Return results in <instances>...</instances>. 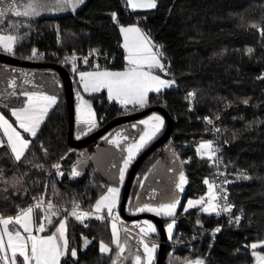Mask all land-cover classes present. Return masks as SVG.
<instances>
[{
	"label": "trees",
	"instance_id": "16d2710c",
	"mask_svg": "<svg viewBox=\"0 0 264 264\" xmlns=\"http://www.w3.org/2000/svg\"><path fill=\"white\" fill-rule=\"evenodd\" d=\"M16 1L0 0V7L10 8L0 17V29L17 35L13 51L0 47V52L30 60L34 48L46 49L50 53L48 58L36 61L65 64L74 79L76 103L82 100L98 122L94 130L144 106H164L173 116L174 129L167 143L173 144L184 162L186 185L175 215L162 216L165 225L176 221L163 264H184L197 257L203 264H255V250L264 256V247H251L255 242L264 241V32L261 31L264 29V0H156L157 6L153 9L131 12L122 7V0H83L74 8L75 0L67 4L36 0L39 5L36 14L29 16L15 15ZM139 17H147V22L139 23ZM131 22L142 25L151 39L161 44L164 58L172 63L174 80L183 91L174 86L158 95L151 94L143 108L133 105L130 111H125L123 105L111 101L105 92L84 94L77 70L96 65L122 67L121 27ZM100 49L106 56L104 60L100 58L98 64L79 61V65H75L65 63L62 56L57 60L50 58L56 52L82 54ZM48 69L53 70L55 79L62 84L61 74L55 68ZM61 88L56 104L36 136L27 134L30 144L20 160L15 159L8 143L0 145V212L3 215L17 213L38 196L46 203L57 205L42 206L52 213L56 224L64 216L67 218L69 246L60 264H114V261L115 264H136L135 256L142 258V255L126 238H123L126 249L117 258L110 218L77 220L71 215L77 204L92 210L107 191L109 184L93 163L81 177L74 176L73 171L79 159L94 151L96 144L118 126L87 146H71L63 84ZM188 92L197 94L201 115L223 118L224 156L229 163L228 175L233 180L231 198L236 204V213L243 217L240 225L219 221L214 213L204 212L200 205L185 211L189 199L205 195L207 180L212 176L208 161L201 159L191 145L192 137L208 139L210 133L183 104L184 93ZM24 104L25 96L20 93L7 105L0 106V110L13 120L12 108ZM166 126L144 149L163 134ZM164 143L138 167L127 201L129 213L135 207L145 175L155 162L153 156L159 155L160 148L167 144ZM122 196L123 191L121 200ZM41 214L39 210L38 220ZM220 226L222 230L216 231ZM157 236L160 237V232ZM85 239L90 240L86 248ZM101 241L111 246L110 254L100 251ZM73 249L77 251L76 258L70 254Z\"/></svg>",
	"mask_w": 264,
	"mask_h": 264
},
{
	"label": "snow or ice",
	"instance_id": "6c2138e0",
	"mask_svg": "<svg viewBox=\"0 0 264 264\" xmlns=\"http://www.w3.org/2000/svg\"><path fill=\"white\" fill-rule=\"evenodd\" d=\"M70 0H57V3H69ZM83 0H75V3L72 4L74 8L77 3H82ZM133 8L137 7H145V8H155L156 0H130ZM38 3L36 0H33V3L27 4L26 10L21 13L20 11H15L16 16H29L36 14V8L38 7ZM10 10V8L0 7V17L6 15V13ZM122 32L125 33V37L127 39L128 33L139 34L140 29L136 27L130 28H122ZM264 32V29H261ZM17 37L15 36H0V45L3 46V49L7 52L13 51V44L16 41ZM140 45L143 48V51L147 53L145 56H134L133 49L129 48V62L133 65H137L136 68H132L126 72H98V73H81V80L84 82L85 91H100L102 88L108 89L109 99L119 100L122 105L128 104H139L143 106L146 103V97L149 91L159 92L161 88L172 86L173 82H169L161 79L159 76L152 75L149 71H140L138 68L141 65H147L149 69L152 67H157L160 69L164 68V65L160 62L159 56L152 51V47H150V41L147 38H143L140 41ZM125 47H129L126 43ZM139 50V49H138ZM249 52L252 49L248 50ZM35 55V52L33 53ZM162 55V53L160 54ZM71 59L75 60V57ZM85 62L87 60L85 59ZM74 66V65H73ZM91 78L90 82L85 80V77ZM27 97V103L24 107L19 109H13L12 115L16 117V120L19 121V128L23 129L25 132L30 133L32 137H35L37 134V129L42 123L44 117L47 114L48 109L55 105L57 102V98L55 96H48L44 94L33 93L29 95L28 93H24ZM194 95V94H190ZM247 103V101H245ZM94 114L89 111L88 112V120L83 121L88 125V130L91 131L93 127L96 126V122L93 118ZM155 121V123H152ZM141 124L147 125V130L144 131L143 135L140 136V140L138 143H132L128 146V159L124 161V167L127 168L129 162L133 158L134 152L138 151L141 147L147 143L159 130L161 125L163 124V120L159 116H151L148 120L140 121ZM211 123V121H209ZM0 125L3 126L4 131L7 135L8 142L11 144L12 152L15 153V159L20 160L24 154V150L29 146L30 141L24 139L19 131H17L11 123L4 117L3 114H0ZM133 128L136 125L132 126ZM126 139V138H125ZM113 144H119V141L113 139L110 141ZM211 142L206 144H201V149H211ZM55 167H59L56 165ZM80 173L73 171L74 176H78ZM121 179H123V172H121ZM185 182V178L183 174L180 175V184L177 185L181 190L182 185ZM211 189V185L209 186ZM119 189L118 188H109L107 189V194L101 196L96 204H95V212L99 213L102 210H106L108 215L112 214V211L117 203ZM215 199L213 196L208 201V206L203 207L204 212H215L216 206L212 204L211 200ZM179 201H173L169 203H162L158 207H152L148 204H145L143 207L137 209V211L144 212H154L157 215L164 216H174L176 212V208ZM197 204L203 205V198L197 201H188V208H192ZM41 207L40 203L35 205L36 209ZM49 208L52 207L51 204L48 205ZM79 205H75L71 215L77 220H83L84 217L90 215L89 212H79ZM187 209H185L186 211ZM224 211H230V208H224ZM34 208L29 207L27 209H21L20 214L16 217L4 218L0 216V223L3 224V229L0 230V261L3 264H17V256L20 257L19 264H59L60 257L65 255L67 252V239L65 238L66 225L62 221L59 224V228L57 232L61 238H63V245H60L57 242L56 235H51L47 237H37L32 235V214ZM103 219L104 217H99ZM239 219V218H237ZM15 224L19 225L23 232L27 235H22L19 229L14 231H9V225ZM145 226L139 229L142 234L141 239L143 240V236L148 233H154L156 228L150 222L145 221ZM174 227V222L168 224L167 230L169 234H171L172 229ZM38 231H44V225L41 223L38 226ZM219 231V229H216ZM7 234V241L4 240V234ZM112 233L115 237L114 243L118 248L117 258L119 259L125 251V246L121 244L119 233L116 228L115 218L112 223ZM30 242V243H29ZM88 241H85L87 245ZM260 247H264V241H262L259 245ZM252 248L258 247L257 244L251 245ZM144 252L148 255L147 264H152V256L155 251V245L151 247L147 244H143ZM100 251L102 253L111 252L112 249L104 244L102 241L100 243ZM71 256L75 257L77 255L76 251L73 249L71 251ZM258 259L264 262V256L258 257ZM136 264H141V256H135ZM115 264V261H114ZM191 264H203L202 261L197 260L195 262H191Z\"/></svg>",
	"mask_w": 264,
	"mask_h": 264
},
{
	"label": "rangeland",
	"instance_id": "374dc122",
	"mask_svg": "<svg viewBox=\"0 0 264 264\" xmlns=\"http://www.w3.org/2000/svg\"><path fill=\"white\" fill-rule=\"evenodd\" d=\"M16 3L18 5L16 9L23 13L26 10L25 6L29 3H32V1L17 0ZM8 35L17 37L15 33L5 32L0 29V36ZM15 45L16 41L13 44V49ZM0 47L3 49L2 45H0ZM30 60H33L31 59V55ZM53 74V70L48 68L42 69L37 67L13 65L0 61V106L7 105L8 102L11 101V99H16L17 96L20 95V93L22 95H24V93H28L29 95L38 93L57 97L59 93H61L62 88L61 84L57 82ZM166 78L169 82L174 81L172 85L176 83L174 79L170 77ZM25 102H27L26 96ZM86 115L88 116V113ZM83 121H86V119H83L82 117H78L76 119L74 131V136L76 138H82L89 134L87 133L86 135H82L83 131H87L88 129V125ZM133 125H136V127L133 128ZM142 130L143 125L140 123V121H132L123 123L114 131L108 133L103 143L96 144L94 151H92L91 153H85L75 164L74 171L80 173L76 177L83 176L86 173V169L88 168L89 164L93 163L95 167L100 171V173L105 177L106 181L110 185V188L117 184L119 185V183L120 185H123L126 179L127 171L129 170L128 168H130L131 166L130 163L132 164L134 162L131 160L127 168L124 167V161L128 159V146L138 139ZM5 138H7V135L2 128V130L0 129V145H2L4 141H7ZM113 139L118 140L119 144L117 145L111 143L110 141ZM153 158H155V162L153 163V166H151L148 170L142 182V188L138 195L137 203L135 207L132 208V213L147 212L156 214L154 212L148 211L140 212L137 211V209L143 207L145 204H148L152 207H158L162 203L179 201L176 208L177 212L184 196V187L186 185V174L183 166L184 162L175 151L173 144L170 142L160 148L159 155H155L153 156ZM121 172H123V179H121ZM181 174H183L185 178V182L182 185L183 190L177 187V185L180 184ZM207 184L208 191L205 193V195L201 196L200 198L189 199L188 201H197L203 198L204 204H197L196 206L200 205L202 209L203 207L208 206V201L213 197L214 187L211 180H207ZM210 185L212 186L211 189L209 187ZM188 201L185 204V209L187 210L191 209L188 208ZM211 202L212 204H214L212 200ZM87 212H89V210H87ZM1 215L3 217L11 216V214L3 215L2 213ZM113 216L115 217V222L118 223V225H116V228L119 233L120 242L123 238H126L129 241V244L133 245L140 252V254L142 255L141 264H147L148 260V255L144 252L143 244L147 243L150 247L152 245H155V251L152 256V263H155L159 248V241L157 239L159 228L157 223L151 218H142L139 220L129 221L123 218V216L121 215V211L120 213H118V215L114 214ZM111 220L113 223V219ZM145 221L150 222L152 225H154L156 231L154 233H148L147 235L143 236L142 240V234L140 233L139 229L145 226ZM120 222H123L124 224ZM173 222L174 227L171 234H169L167 226L168 224ZM128 226L130 228H127ZM175 226V220L168 222L166 225V231L169 239H171L174 233ZM86 240L88 241L87 245L85 244ZM85 241L84 248H86L90 243L88 239H85ZM260 243L261 242H255L253 244H257L259 246ZM254 255L256 258L255 264H264V262L258 259V257L263 256L259 251L255 250ZM197 260L203 262L201 258L197 257L187 261L184 264H191V262H195Z\"/></svg>",
	"mask_w": 264,
	"mask_h": 264
},
{
	"label": "built area",
	"instance_id": "2783aa9c",
	"mask_svg": "<svg viewBox=\"0 0 264 264\" xmlns=\"http://www.w3.org/2000/svg\"><path fill=\"white\" fill-rule=\"evenodd\" d=\"M122 7L128 10L129 12H131V9L128 7L127 2L125 0H122ZM137 21L139 23L147 22V17H139L137 18ZM153 47L155 52L162 58V64L164 65L163 68L164 75L174 79V73L172 72V63L170 60L164 58L161 44L153 41ZM34 52L35 55L33 54ZM161 53L162 55H160ZM105 55L106 54L101 50H92L89 51L88 53H82V54L76 52H65L64 54L60 55V53L56 52L51 54L50 56L56 58L62 56L65 62H72L74 64H78L79 61H82L84 63L92 61L93 64H98L100 58ZM47 56H49V53L46 50L34 48L31 52V58L33 60L44 59ZM72 57H75V60L71 59ZM116 58H117L116 56L112 57L113 60H116ZM85 59L87 60V62H85ZM176 88L178 90L183 91V89L178 85H176ZM190 94H194V95H190ZM184 95L186 97L183 100V104L186 106L187 111L197 115L199 122L205 125L210 133V137L208 139H203V138L196 139L195 137H192L191 145L196 150L197 155L201 159H206L212 168L211 181L214 187L213 196L215 197V199H212V201L216 206V211L214 212L215 218L219 221L231 222L240 225L243 221V217L236 213V204L231 198L233 180L228 175L229 163L225 160V156H224V151L226 146V141L224 137L226 130H225L223 118L221 115L217 117H213L208 114L201 115L196 106L197 94L195 92H188V93H184ZM123 106H124V110L127 111H130L133 108V105L131 104H128L126 106L123 105ZM135 107L140 108L142 106L138 105ZM209 121H211V123H209ZM205 142L206 143L211 142L212 147L210 150L200 148L201 144H206ZM189 160L190 157L187 158V161ZM37 203H40L41 207L49 204H51L52 206H57L56 204L53 203H46L38 196H34L32 200L29 202V204H27L23 209H27L29 207H33L34 209H36L35 205ZM77 205H79V209H78L79 212H87L86 208L82 207L80 204ZM224 208H230V211H224L223 210ZM63 209H66V207H63ZM118 213H120V207L114 208L111 215H108L106 211H101L100 217L103 216L104 217L103 219L110 218L114 220L115 217L113 215L114 214L118 215ZM19 214L20 211L11 214V216H17ZM0 216H2L1 213ZM120 223L124 224L123 222ZM127 228L130 227L128 226ZM221 230H222V226L219 227V232ZM215 237H218V233L215 234ZM170 243L175 244L173 242Z\"/></svg>",
	"mask_w": 264,
	"mask_h": 264
},
{
	"label": "water",
	"instance_id": "95a60500",
	"mask_svg": "<svg viewBox=\"0 0 264 264\" xmlns=\"http://www.w3.org/2000/svg\"><path fill=\"white\" fill-rule=\"evenodd\" d=\"M0 61L13 64V65H21V66H27V67H37V68L52 67V68L57 69L60 72L63 85H64L66 99H67L68 119H69L68 142L73 147L87 146L90 142L98 140L101 136L106 134L112 128L118 125H121L123 123L129 122V121L137 120L152 112L157 111L165 116L167 120V126L163 134L160 137H158L154 142H152L146 149H144L132 163L128 171V175L126 177L125 183H124L123 196L120 202V211L124 219L132 221V220H139L142 218H151L157 223L159 232H160V243H159V249H158V256H157V260L155 264H163L166 247L169 242V236L166 231V225H165L163 217L153 214V213H147V212L134 213V214L129 213L127 211V201L129 198V193H130V189L133 183V179L137 172L138 167L153 150H155L156 148H158L159 146H161L164 142L168 140L171 132L174 129V119H173V116L169 113V111L164 106L151 105L137 112L115 117L109 120L103 126L89 133L88 135L82 138H76L74 136L76 119L78 117H82L83 119L87 120L88 116L86 114L90 110L89 111L87 110L88 108L87 106L84 105L82 100L78 101L79 104L76 103V96L74 93L73 80H72V76L69 70L64 65L59 64V63L23 60V59H19L11 54H7L4 52H0Z\"/></svg>",
	"mask_w": 264,
	"mask_h": 264
},
{
	"label": "crops",
	"instance_id": "0c3cea01",
	"mask_svg": "<svg viewBox=\"0 0 264 264\" xmlns=\"http://www.w3.org/2000/svg\"><path fill=\"white\" fill-rule=\"evenodd\" d=\"M126 2H127V5H128V7L131 9V10H133V11H143V10H149V9H153V8H145V7H137V8H133L132 7V5H131V2H130V0H125ZM137 2H139V0H137ZM156 6H157V1H156ZM130 27H136V28H139L140 29V33L139 34H135V33H128L127 34V39H126V37H125V33L124 32H122L121 31V35H122V43H121V46L123 47L122 49H123V61H124V65L122 66V67H109V66H106V65H103V66H90V67H88V68H85V69H78L77 70V75H78V79H79V82H80V85H81V88H82V91H83V93L84 94H98V93H103V92H105L106 93V95L108 96V98H109V95H108V89L107 88H102L100 91H91V90H89V91H85V89H84V82L81 80V73H98V72H112V73H116V72H126V71H129L130 69H132V68H136L137 67V65H133V64H131L130 62H129V55H130V52H129V48H132L133 49V55L134 56H140V57H142V56H145V55H147V53L146 52H144L143 51V48H142V46L140 45V41L143 39V38H147L149 41H150V47H152V51L154 52V53H156L155 52V50H154V47H153V40L151 39V37L149 36V34H147V32L145 31V29L143 28V26L141 25H139V23H137V22H131V23H127V24H124L122 27H121V29L122 28H130ZM128 44L129 45V47H125V44ZM139 49V50H138ZM157 54V53H156ZM158 55V54H157ZM159 56V55H158ZM159 58H160V62L162 63V58L159 56ZM138 70H140V71H149L152 75H154V76H159L161 79H163V80H166V81H168L167 80V76H165L164 75V73H162V69H160V68H157V67H152L151 69H149L148 67H147V65H141L139 68H138ZM85 80H88L89 82H90V80H91V78H89V77H85ZM174 86H176V83L174 84V85H172V86H170V87H164V88H161V90L159 91V92H156V91H149L148 92V94H147V97H146V102H147V100H148V98H149V96L151 95V93L152 94H159L160 92H163L164 90H166V89H169V88H172V87H174ZM59 95H60V93H59ZM57 98V100H58V96L56 97ZM111 101H114V102H118V103H120L119 102V100H115V99H110ZM27 102H25V104H26ZM25 104L24 105H22V106H16V107H13L12 108V110L13 109H19V108H22V107H24L25 106ZM121 104V103H120ZM85 105V104H84ZM122 105V104H121ZM131 105H135V106H138L139 104H131ZM145 105V104H144ZM54 106V105H53ZM53 106H51L49 109H48V111H47V114H46V116L44 117V119H43V121L45 120V118L47 117V115H48V113L50 112V110L53 108ZM88 111H89V109H87ZM0 114H3L4 115V117L9 121V123H11L12 124V126L17 130V131H19L20 133H21V135L24 137V139H27V140H29L30 141V139L27 137V134L28 135H30L31 136V134L30 133H27V132H25L23 129H20L19 128V121H17L16 120V117L15 116H13L14 117V119L12 120L11 118H9L7 115H5L1 110H0ZM159 116V117H161L162 118V120H163V124L161 125V127H160V130L150 139V140H148L147 141V143H145L144 144V146L143 147H141L138 151H135L134 152V155H133V158L131 159L132 161H134L135 160V158L140 154V152L156 137V136H158L161 132H162V130L164 129V127H165V124H166V122H167V120L165 119V117H164V115L163 114H161L160 112H157V111H155V112H152V113H150V114H148V115H146V116H144V117H142V118H139V119H137V120H134V121H142V120H148L149 119V117H151V116ZM166 120V121H165ZM43 121H42V123H43ZM129 122H132V121H129ZM41 123V124H42ZM152 123H155V121H153ZM41 124H40V126H41ZM143 125V130H142V132L140 133V135H139V137H138V139L135 141V142H133V143H138L139 142V140H140V136L141 135H143V133H144V131H146L147 130V125H144V124H142ZM39 126V127H40ZM118 126H120V125H118ZM2 128H3V126L2 125H0V129L2 130ZM117 128V127H116ZM115 128V129H116ZM39 129V128H38ZM38 129H37V131H38ZM114 129V130H115ZM3 130H4V128H3ZM92 130V129H91ZM113 130V131H114ZM84 132H90L88 129H87V131L85 130V131H83V135H85V133ZM112 132V131H111ZM86 133V134H87ZM110 133V132H109ZM108 134V133H107ZM106 134V135H107ZM106 135L98 142V143H103L104 142V139H105V137H106ZM7 141H4V143H8L9 145H10V147H11V144L8 142V139L7 138H5ZM97 143V144H98ZM208 143V142H207ZM28 148V147H27ZM26 148V149H27ZM26 149L24 150V153L26 152ZM11 150H12V147H11ZM14 154V156H15V153H13ZM162 156V155H161ZM130 165H132L131 163H130ZM153 166V165H152ZM131 167V166H130ZM128 169H130V168H128ZM129 171V170H128ZM128 171H127V175H128ZM127 175H126V177H127ZM146 176V175H145ZM145 178V177H144ZM126 180V179H125ZM144 180V179H143ZM143 182V181H142ZM125 183V182H124ZM110 188V185L108 186V188L107 189H109ZM111 188H118L119 189V193H118V198H117V203H116V206L114 207V208H116V207H118V206H120V202H121V194H122V191H123V188H124V184L123 185H120V183H119V185L117 184V185H115V186H112ZM141 188H142V184H141ZM141 188H140V191H141ZM140 191H139V193H140ZM107 194V191L103 194V195H106ZM102 195V196H103ZM139 195V194H138ZM137 200H138V196H137V199H136V203H137ZM96 204V203H95ZM136 205V204H135ZM95 206V205H94ZM52 207H54V206H52ZM41 211V218H40V220H38V217H37V213H38V211ZM102 211H105V210H102ZM89 213H90V215L89 216H87V217H84L83 218V220H85V219H88V218H92V217H100V212L99 213H96L95 212V207H93L92 208V210H90L89 211ZM9 217H11V216H4V218H9ZM16 217V216H15ZM14 218V217H13ZM64 222L65 223V225H66V231H65V238L67 239V242H68V234H67V218H66V216H64L63 218H61V220L59 221V223H55V219H53V217H52V213L51 212H49V210L47 209V208H44V207H40L39 209H34V211H33V214H32V228H33V231H32V235H35V236H37V237H47V236H51V235H56V237H57V242L60 244V245H63V242H64V240H63V238H61L60 236H59V234H58V232H57V229L59 228V224H60V222ZM43 224L44 225V231L43 232H40V231H38V226H39V224ZM116 223V222H115ZM53 224H56V225H54L53 226ZM116 225H118V223H116ZM3 229V224L2 223H0V230H2ZM16 229H19L20 231H21V234L22 235H27L26 233H24L23 232V229L19 226V225H15V224H10L9 225V231H14V230H16ZM7 239H8V237H7V234L5 233L4 234V240L5 241H7ZM157 239H158V241H159V243H160V237H157ZM115 240V239H114ZM90 241V240H89ZM30 243V242H29ZM121 243L124 245V242H123V239H122V241H121ZM104 244H106V243H104ZM106 245H108V244H106ZM68 246H69V243L67 244V249H68ZM110 248H111V246L110 245H108ZM159 249V248H158ZM76 251V250H75ZM76 253H77V251H76ZM111 252H108V253H105V254H110ZM65 255H63V256H61L60 257V261H59V264L61 263V261H62V259H63V257H64ZM157 256H158V252H157ZM77 257V255L75 256V258ZM19 261H20V257L19 256H17V264H19ZM0 264H3V262L2 261H0ZM9 264H10V262H9Z\"/></svg>",
	"mask_w": 264,
	"mask_h": 264
},
{
	"label": "bare ground",
	"instance_id": "6f19581e",
	"mask_svg": "<svg viewBox=\"0 0 264 264\" xmlns=\"http://www.w3.org/2000/svg\"><path fill=\"white\" fill-rule=\"evenodd\" d=\"M142 24V23H141ZM140 25V24H139ZM141 26V25H140ZM147 30V29H146ZM149 33V32H148ZM121 42H122V40H121ZM153 42V41H152ZM37 47V46H36ZM122 47V46H121ZM123 48V47H122ZM40 49V48H39ZM44 50H46V49H44ZM90 50V49H89ZM101 51H102V49H100ZM123 50V49H122ZM5 51V50H4ZM74 51V50H73ZM86 51V50H85ZM3 52V51H2ZM48 52V51H47ZM71 52V51H70ZM103 52V51H102ZM76 53H80L79 51L78 52H76ZM82 53H84V51L82 52ZM50 54V53H49ZM61 54H62V52H61ZM108 55V54H107ZM106 56V55H105ZM47 58H48V56H47ZM50 58H51V56H50ZM102 59H103V57H101ZM105 58V57H104ZM32 59V58H31ZM55 59H56V57H55ZM54 59V60H55ZM57 59H59V58H57ZM56 59V60H57ZM107 59V58H106ZM41 60V59H40ZM44 60H45V58H44ZM48 60V59H47ZM51 59H49V61H50ZM52 60H53V57H52ZM61 60V59H60ZM104 60V59H103ZM108 60H109V58H108ZM64 61V60H63ZM102 61V60H101ZM92 62V61H91ZM100 62V61H99ZM115 62V61H114ZM63 63V62H62ZM65 63H67V62H65ZM81 63V62H80ZM88 63V62H87ZM101 63V62H100ZM65 67H66V65L65 64H63ZM69 65V64H68ZM71 65V64H70ZM69 65V66H70ZM76 65V64H75ZM79 65V64H78ZM84 65V64H83ZM89 66V65H88ZM71 67V66H70ZM76 67V66H75ZM79 67V66H78ZM49 68V67H48ZM51 68V67H50ZM72 68V67H71ZM85 68V67H84ZM42 69H43V67H42ZM54 69V68H53ZM68 69V68H67ZM82 69V68H81ZM52 70V69H51ZM55 70V69H54ZM57 70V69H56ZM74 70V69H73ZM172 70H173V68H172ZM58 71V70H57ZM69 72H71V71H69ZM74 72V71H73ZM75 72H76V70H75ZM58 73H60L59 71H58ZM162 73H163V69H162ZM72 74V73H71ZM72 76V75H71ZM73 76H75V74H73ZM73 78H75V77H73ZM77 78V77H76ZM79 78V77H78ZM62 80V79H61ZM74 80V79H73ZM79 81V80H78ZM74 82V81H73ZM60 83V82H59ZM80 83V82H79ZM61 84V83H60ZM62 84H63V82H62ZM62 84H61V87H62ZM77 85H79L78 83H76ZM73 85H74V83H73ZM76 85V86H77ZM177 85V84H176ZM75 86V85H74ZM63 89V88H62ZM77 89H79L78 88V86H77ZM78 91V90H77ZM77 91H75V92H77ZM80 91V90H79ZM82 91V90H81ZM80 93H82V92H80ZM83 94V93H82ZM152 94V93H151ZM87 95V94H86ZM95 95H97V94H95ZM59 96V95H58ZM66 96V95H65ZM83 96H84V94H83ZM88 96V95H87ZM61 97V96H60ZM185 95H184V97H183V100L185 99ZM85 99V98H84ZM80 100V99H79ZM88 100H89V98H88ZM86 101V100H85ZM90 101V100H89ZM93 102V101H92ZM117 102V101H116ZM87 104V103H86ZM121 106V105H120ZM196 106H197V103H196ZM144 107H146V106H144ZM143 108V107H142ZM136 109V108H135ZM135 109H133V110H135ZM136 110H139V109H136ZM135 110V111H136ZM126 111V110H125ZM97 115V114H96ZM165 117V116H164ZM166 119V118H165ZM95 120V119H94ZM97 120V119H96ZM166 121V120H165ZM96 122V124L98 123L97 121H95ZM166 126V125H165ZM88 127V126H87ZM96 127H98L97 125H96ZM96 127H94V128H96ZM92 130H94V129H92ZM91 130V131H92ZM85 133V135H86V133L87 132H84ZM88 133H90V132H88ZM172 133V132H171ZM83 135V134H82ZM157 137V136H156ZM169 138H170V136H169ZM169 140H171V139H169ZM168 141V140H167ZM167 141L164 143V144H166L167 143ZM93 142V141H92ZM154 263V262H153ZM152 263V264H153Z\"/></svg>",
	"mask_w": 264,
	"mask_h": 264
},
{
	"label": "flooded vegetation",
	"instance_id": "af4514ba",
	"mask_svg": "<svg viewBox=\"0 0 264 264\" xmlns=\"http://www.w3.org/2000/svg\"><path fill=\"white\" fill-rule=\"evenodd\" d=\"M0 5H1V2H0Z\"/></svg>",
	"mask_w": 264,
	"mask_h": 264
}]
</instances>
